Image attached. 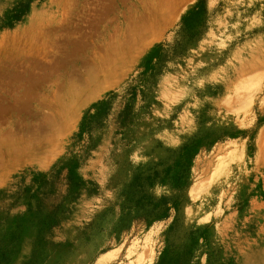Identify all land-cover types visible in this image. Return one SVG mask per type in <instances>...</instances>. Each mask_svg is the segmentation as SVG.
I'll list each match as a JSON object with an SVG mask.
<instances>
[{"label":"rangeland","instance_id":"374dc122","mask_svg":"<svg viewBox=\"0 0 264 264\" xmlns=\"http://www.w3.org/2000/svg\"><path fill=\"white\" fill-rule=\"evenodd\" d=\"M0 264H264V0H0Z\"/></svg>","mask_w":264,"mask_h":264}]
</instances>
